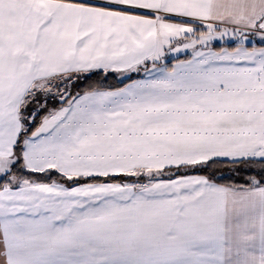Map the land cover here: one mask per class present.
I'll return each mask as SVG.
<instances>
[{
  "label": "snow or ice",
  "instance_id": "obj_1",
  "mask_svg": "<svg viewBox=\"0 0 264 264\" xmlns=\"http://www.w3.org/2000/svg\"><path fill=\"white\" fill-rule=\"evenodd\" d=\"M0 264H264V0H0Z\"/></svg>",
  "mask_w": 264,
  "mask_h": 264
}]
</instances>
